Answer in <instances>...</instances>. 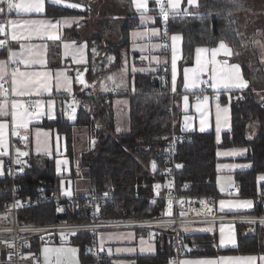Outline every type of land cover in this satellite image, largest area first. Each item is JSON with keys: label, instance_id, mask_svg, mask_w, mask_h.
<instances>
[{"label": "trees", "instance_id": "obj_1", "mask_svg": "<svg viewBox=\"0 0 264 264\" xmlns=\"http://www.w3.org/2000/svg\"><path fill=\"white\" fill-rule=\"evenodd\" d=\"M82 3L85 11L47 4L46 15L88 16L91 22L88 45V77L96 79L106 71L122 65L124 55H129V31L138 25L137 13L130 0H120L125 6L122 23L108 26L106 19L109 0H71ZM92 1V2H91ZM108 1V2H107ZM186 1V0H184ZM258 0H198L199 7H184L189 11L170 13L167 21L168 35L178 33L182 36L183 63H192L194 49L198 46L213 47L223 40L233 50V61L240 63L242 72L249 84L245 90L232 91L229 99L225 93L219 96L221 103L231 104V130L223 135V142L217 145L214 132H193L177 146L174 161L181 164L180 169L168 168L163 163V152L169 144L174 131L179 130L180 109L173 102L169 87L168 71L159 69L154 74L129 72L132 89L118 92L129 99L128 129L117 132L110 93L92 95L78 92L75 97L81 101L73 120L60 111L54 121L43 125L55 128L65 135L67 153L73 154L75 127H84L92 137V147L80 152L78 168L72 164V174L84 173L89 181L90 193L85 197H73L80 202L94 195L108 193L101 217L105 220L145 219L162 215L163 201L154 205L149 203L151 186L155 181H172L178 195L220 197L216 188V149L218 147L244 146L249 149L246 159L251 162L249 170L237 172V196L253 198L254 209L239 214L246 216L262 215V200L257 194L256 176L264 173V101L260 93L264 89V69L252 47V37L258 29L264 14L256 4ZM149 11L157 13L153 4ZM121 7V5H120ZM102 17L94 25V9ZM122 8V7H121ZM262 11V10H261ZM162 17L158 23L162 27ZM105 19V20H104ZM260 20V21H258ZM163 28V27H162ZM80 26L64 30V38L81 40ZM115 32V39L107 38L108 32ZM94 47L97 54H94ZM167 50V47H166ZM112 55L114 60L109 67L103 60ZM123 62V61H122ZM137 64V61H134ZM196 95V94H195ZM242 97L240 99L239 97ZM110 98L109 102L105 99ZM260 127L256 134L247 138V128L253 121ZM28 165L21 175L12 180L7 174L0 179V206L11 195L13 185L23 200H38L48 197L50 192L59 194V177L55 175L54 155L30 153ZM155 161L157 168L151 167ZM84 171V172H83ZM61 205L64 204L60 201ZM59 200L46 198L37 205L27 206L17 214L19 224H52L60 221L82 222L87 220L83 208H64L58 211ZM235 247L215 246V233H191L183 238L190 256L246 255L264 254V224L261 222H237ZM90 236L84 234L72 240L75 245L89 242ZM171 240L163 237L155 255L138 256L139 264H171ZM82 264V263H81Z\"/></svg>", "mask_w": 264, "mask_h": 264}, {"label": "crops", "instance_id": "obj_2", "mask_svg": "<svg viewBox=\"0 0 264 264\" xmlns=\"http://www.w3.org/2000/svg\"><path fill=\"white\" fill-rule=\"evenodd\" d=\"M145 3V9L137 10L134 0H130L134 12L137 13L138 25L129 31V55L126 57L128 83H129V72L131 73H146L154 74L159 69L168 71L169 75V87L173 96V102L180 109L181 117L179 120L180 129L187 133L197 132H214L215 141L217 145L222 144L223 135L231 130V104L230 101L227 103H221L219 96L221 93H225L229 99V94L232 91H242L244 89L237 88H226L221 83L217 88L210 86V91L205 93L201 98L193 100V96L198 94L203 89L205 84L211 85L213 83V68H215L216 75L219 78L221 74L227 76L229 74L230 66L233 64L239 65L241 73L242 68L240 63L233 61L232 55H225L223 51L218 52L216 60L220 63L213 65L208 63L207 68L200 74L199 83L196 86L185 87V72L186 68H195L196 65V49L205 48L208 51L201 53L202 60L211 61L212 53L211 49L218 48V42L213 47L198 46L194 49L192 63H183L182 53V36L178 33H173L168 36L167 43L163 39V29L158 23V16L161 15V7L168 8V0H143ZM153 4V7L157 10V13L149 11V4ZM193 7L187 4V0H181V6ZM47 4L57 5L74 9L80 12L85 11V6L82 3L74 2L71 0H44V10L42 12H17L15 9L7 10L0 13V20L2 21H19L21 26H18L15 35L18 39L13 40V27L8 25V32L6 38H0L3 41V46H0V61H5L8 64L9 75L5 78L4 86L6 94L0 92V103H6L7 112L6 116H0V123L5 125L3 129L4 145L0 146V179L6 175V160L14 155L20 156L19 152L26 153L27 155L20 157H27L30 153L54 155V169L55 175L59 177V194L63 198L70 197H85L84 194L76 193V179L77 177H84V173L78 172L72 174L71 166L78 168V164L74 161V155L71 156L67 153L66 138L65 135L59 133L55 128H50L43 123L45 121H54L60 111L64 112V116L72 120L75 118L78 108L75 107L77 98L75 97L78 92L91 93L92 95H98L103 93H110L112 90L121 92L117 87H112L106 91L102 90L103 75L96 79L88 77V45L86 37L81 35V32L85 30L82 25L88 18L84 15L80 16H58L48 17L46 15ZM71 5H80V7H71ZM151 17V19H148ZM48 21L49 25L45 26L39 35L30 33L25 27H23L24 21ZM59 22V23H57ZM98 20L95 21V23ZM81 26L80 38L81 40H68L64 38V30L70 29L73 26ZM156 30L155 33L153 30ZM133 33H139L140 35L134 36ZM178 35L179 40L175 41V55H176V79L175 85L173 83V68H172V57H173V41L171 37ZM252 47L264 69V31L258 29L251 41ZM67 45V47H65ZM233 53L232 48L226 44ZM167 47V50H166ZM10 53H16L17 55L10 61ZM31 53V57H30ZM34 58L38 63L25 65L20 63L22 59ZM113 59V58H112ZM79 61V63H78ZM134 61L138 63L135 64ZM227 62L226 64L224 62ZM107 67V66H105ZM19 69L21 72H40L48 73L50 81V91L42 92L37 95L35 90L29 89L28 95H15L12 92V77L10 73L14 69ZM57 73H60L59 84L57 86ZM79 74V75H78ZM191 77V73H189ZM42 78V77H41ZM243 78H246L243 75ZM18 79H26V77H18ZM83 80L84 83L80 81ZM248 82V80H246ZM3 82V81H0ZM189 85L192 81L189 79ZM249 84V82H248ZM175 86V90L173 87ZM128 88L132 89V83L128 84ZM260 98L264 101V89L259 94ZM121 96V95H120ZM111 99L113 102L115 97ZM207 97V99H205ZM128 99V98H127ZM17 101L18 106L15 111L17 118L15 124H13L12 115L13 112L12 102ZM40 101V105L37 106L36 102ZM48 101H52V108L49 110ZM121 102H118V106ZM34 104V109L30 110V105ZM77 105V104H76ZM125 105V102H124ZM129 111V99L126 103ZM219 105V119H218V106ZM114 123L116 129L115 120V109L114 105ZM74 107V109H69ZM224 109H227L225 112ZM75 112V113H74ZM72 117V118H71ZM203 122L204 130L201 131ZM264 125V122L261 123ZM219 127V132L217 128ZM260 127L258 121H253L247 128V138L251 139ZM15 131V135L13 132ZM76 131H78L76 134ZM81 131H84L86 136V144L84 147L78 150H87L92 147V137L89 134V130L84 127H75L73 143V153L75 144L78 145L79 140L82 139ZM118 132V131H117ZM38 147L40 151H37ZM236 150L235 155H222L225 152H231ZM240 150H243L242 152ZM249 155V149L244 146H228L218 147L216 149L217 163L215 167L216 171V188L220 194V197L215 199V206L219 213L222 214H243L250 212L254 209L255 200L253 198H240L237 196V192H233L234 188H237V181L235 174L237 172L249 170L252 167L246 157ZM264 173H259L256 176L257 183V194L262 200V215L253 217L264 218ZM70 193V195L66 194ZM221 201H225L222 206ZM251 201L252 207H244L241 202ZM182 231L186 233V236L191 233H208L213 235L215 233L216 241L215 246L219 248L235 247L237 243L236 237V225L235 223H206L201 225H187L183 226ZM105 232L100 234L99 241L103 245L104 249L106 246L111 245L112 253L109 254L114 262L125 263L133 260H137L138 256H149L155 255L160 246V242H150L140 232L134 230H117L111 231L109 234ZM228 241L234 239L235 243H221V239ZM116 252L114 253V249ZM152 248L150 251L146 249ZM145 249V250H144ZM188 251V248H186ZM188 253V252H187ZM264 254H246V255H216V256H190L186 254L178 264H198L200 261L212 260L216 264H247L243 259L249 256H255L259 258ZM221 258H229L222 260ZM253 264H264L257 259Z\"/></svg>", "mask_w": 264, "mask_h": 264}, {"label": "built area", "instance_id": "obj_3", "mask_svg": "<svg viewBox=\"0 0 264 264\" xmlns=\"http://www.w3.org/2000/svg\"><path fill=\"white\" fill-rule=\"evenodd\" d=\"M167 19L162 17L163 39L167 43ZM0 26L5 28L0 32V38H6L8 27L5 21L0 20ZM7 86L5 81L0 82ZM210 89L209 84L203 86L200 93L193 96V100L201 98ZM112 94L117 95V90H112ZM242 99V97H239ZM110 98L105 101L109 102ZM77 104V105H76ZM75 107L81 105L77 99ZM34 104L30 105V110L34 109ZM69 109H74L70 107ZM187 139V133L180 128L172 132L169 144L163 152V163L171 169H180L181 164L174 161L176 149L179 144ZM19 159L21 162L16 163ZM28 165L26 157L10 156L6 160V174L16 180L22 170ZM179 165V167H177ZM159 185L157 188L156 186ZM152 194L149 203L154 205L158 200L163 201L162 215L145 219H121L105 220L101 217L105 203L110 195L103 193L86 198L80 202L73 197L63 198L60 194L50 192L48 197L38 200H23L20 198L18 188L13 185L11 195L8 200L0 206V264H41V247L43 245L58 244L61 246H75L77 248L79 264H139L137 260L119 263L114 262L105 251L99 241V235L104 230H134L140 232L150 242H159L163 237L171 240V264H178L187 254V249L183 244L186 233L182 231L183 226L201 225L206 223H237V222H260L262 217H253L239 214L219 213L214 204L215 199L208 196L178 195L175 193L173 183L155 181L151 186ZM233 192H237L234 188ZM57 198L59 200L58 209L72 208L86 212L87 220L82 222L60 221L52 224H19L17 214L20 210L30 205H37L46 198ZM63 201L64 204L61 205ZM19 204V207L16 205ZM87 234L90 241L80 245L72 243L74 238ZM61 249V247H60ZM62 264H70L63 252H53L51 264H56L57 258Z\"/></svg>", "mask_w": 264, "mask_h": 264}, {"label": "snow or ice", "instance_id": "obj_4", "mask_svg": "<svg viewBox=\"0 0 264 264\" xmlns=\"http://www.w3.org/2000/svg\"><path fill=\"white\" fill-rule=\"evenodd\" d=\"M57 2L59 3L60 0H57ZM157 2L159 3L160 0H157ZM236 0H233V3H235ZM134 3L136 4V8L137 10H142L145 9V3L143 2V0H134ZM187 4L189 6H193V7H199L198 5V0H187ZM7 8V10H13L15 9L17 12H42L44 10V0H0V13L5 12V7ZM71 7H80V5H71ZM178 11H184L187 12L189 11L188 8H182L181 6V0H168V8L165 9L164 7H161V14L165 17V19H167V16L170 13H176ZM148 19H151V17H148ZM8 25H11L13 27V35H12V39L16 40L18 39L17 35H15V31L17 29L18 26H21V22L19 21H14V20H9L6 22ZM59 23V22H57ZM50 22L48 21H24L23 22V27H25L27 30H29L30 33H35L37 35H39L41 33V30L49 25ZM5 28L3 26H0V32H4ZM155 29L153 30V32L155 33ZM134 36L136 35H140L139 33H133ZM173 43V57H172V68H173V83L175 85V79H176V55H175V41L179 40L180 37L178 35H173L171 37ZM4 42L0 41V46H3ZM65 47H67V45H65ZM208 51L205 48H197L196 49V67L195 68H191L188 69L186 68L184 70L185 72V87H189V86H196L199 83H202V81L200 80V74L202 72H204L207 68L208 63H211L213 65H216L218 63H220L219 61L216 60V56L218 54V52L223 51V53L225 55H232L233 53L231 52V49L226 45V43L221 40L219 43V47L218 48H213L211 49V53H212V58L211 61L208 60H202L201 58V53ZM17 54L16 53H10L9 56V60L11 61ZM30 57H31V53H30ZM39 61H37L34 58H29V59H22L20 61V63H23L25 65H29V64H35L38 63ZM79 63V61H78ZM225 64L227 63L226 61L224 62ZM189 73H191V77H189ZM9 75L8 72V64L5 61H0V81H5V78ZM11 77H12V92L15 95H19V96H23V95H28L29 94V89L35 90L37 95H40L42 92H48L50 91V81L48 78V73H40V72H21L18 68L12 70V72L10 73ZM61 74L57 73V86L60 87L61 85L59 84V76ZM79 75V74H78ZM18 77H26V79H18ZM42 77V78H41ZM109 79H113L112 77H109ZM189 79H191L192 83L191 85H189L188 81ZM212 80L213 83L210 85L213 88H217L218 86H220V84L222 83L224 87L226 88H237V89H244L248 86V82L243 78V75L241 73L240 70V66L233 64L230 66L229 69V74L225 77L223 76V74L220 75V77L218 78L216 75V71L215 68H213V76H212ZM81 83H84L83 80L80 81ZM123 83V82H122ZM121 85H116V87H120ZM173 90H175V86L173 87ZM6 89H4V84L0 83V92H4L6 94ZM205 99H207V97H205ZM37 106L40 105V101L36 102ZM52 101H48V108L49 110H51L52 108ZM22 105H18L17 101H13L12 102V108H13V112L11 113L12 115V120H13V124H15L16 122V118H17V113L15 111V109ZM218 107V119H219V105ZM6 109V103H0V116H6L7 112L5 111ZM224 111L226 112L227 109H224ZM5 128V125L3 123H0V146H3L5 141H4V136H3V129ZM204 130L203 127V122H202V127H201V131ZM217 131L219 132V127L217 128ZM15 131L13 132V135H15ZM18 153L20 156H24L27 155L26 153L23 152H19V149H17ZM37 151H40V148L38 147ZM241 152L243 150H240ZM237 154L236 150H233L231 152H225L222 153V155H235ZM21 161L19 159L16 160V163H20ZM0 167H2V162H0ZM153 167L155 168V164H153ZM177 167H179V165H177ZM261 179H264V177H261ZM157 188L159 187V185L156 186ZM68 195H70V193H66ZM221 205L223 206L225 204V201H221L220 202ZM243 204L244 207H252V202L251 201H244L241 202ZM17 207H19V204L16 205ZM61 209H58V211H60ZM262 224H264V218L261 219L260 221ZM221 243H235L234 239H229L228 241H225L223 238L221 239ZM45 252L48 251H53L56 253H61V252H72L74 253L76 251V249H45ZM46 261L48 260V258H45ZM222 260L224 259H229V258H221ZM237 259H243L247 262V264H253V262H255L257 259H259L261 262H264V255H261L259 258L255 257V256H249V257H244V258H237ZM56 264H62L60 258L58 257L56 260ZM198 264H216L215 261L212 260H205V261H200L198 262Z\"/></svg>", "mask_w": 264, "mask_h": 264}, {"label": "rangeland", "instance_id": "obj_5", "mask_svg": "<svg viewBox=\"0 0 264 264\" xmlns=\"http://www.w3.org/2000/svg\"><path fill=\"white\" fill-rule=\"evenodd\" d=\"M96 0H94L95 2ZM105 3V0H103ZM92 2V1H91ZM108 2V1H107ZM256 4L259 6L260 10L258 11V13L260 14H264V0H258V2L256 1ZM121 5V7H120ZM125 6L123 5V3H121L120 0H109L108 4H107V16L108 19H106V22L108 23V26L111 24H116L117 26H119L122 23V18L124 17L123 15V10H124ZM262 10V11H261ZM96 8L94 9V25L96 24L95 21L102 19V17H98L97 13H96ZM264 17V16H263ZM105 20V19H104ZM260 21V20H258ZM91 22L93 21H84V25H82V27L85 29L83 30V32H81L82 36H85L86 38H88V36H90V32H91ZM91 23V24H90ZM80 26V25H79ZM112 26V25H111ZM259 26L260 28L264 31V18H261V21L259 22ZM81 28V26H80ZM115 32H108L107 38L114 40L115 38ZM94 54H97V51L94 47ZM112 55H108L102 62H103V66H107L109 67L111 65V63L113 62L114 58ZM123 61V62H122ZM121 63L122 65L116 69L110 70V71H106L104 73V77H103V81L101 82L102 86V90L106 91L107 89H111L113 86L116 87V85H121L120 87H117L118 89H120L121 92H125L128 89V75H127V70L124 68L126 66V55H124V59H122ZM127 67V66H126ZM109 77H112L113 79H109ZM123 82V83H122ZM206 85V84H205ZM210 86V85H209ZM211 89H209L208 91H210ZM128 99L126 96L121 95L120 97H115L113 100V105L115 106V120H116V131L118 132H124L127 131L128 129V108H127V103ZM118 102H121L118 106L116 105ZM125 102V105H124ZM75 113V112H74ZM72 118V117H71ZM74 119V118H73ZM72 119V120H73ZM78 131H76V134ZM82 135V139L79 140L78 145L75 144V148L74 149V161L76 164L79 163V154L81 150H78L79 148L84 147V145L86 144V136H84V131H81ZM83 149V148H82ZM84 172V171H83ZM83 192V193H82ZM76 193L77 194H84V195H88L90 193V188H89V181L87 180L86 177H77L76 179ZM111 231L115 232L114 230H104L101 231L102 234H104L105 232H108L107 234H109ZM100 237V235H99ZM61 249H76V251L74 253L72 252H63L65 254L66 260L70 263V264H79L78 262V255H77V248L75 246H61L58 244H50V245H43L41 247V264H51L50 260L51 257L53 255V251H48L45 252V249H57L60 248ZM152 248L149 249H144L145 251H150ZM105 251L110 254L112 253L111 250V245H107L105 248ZM116 252V248L114 249V253ZM48 258V260L46 261L45 258Z\"/></svg>", "mask_w": 264, "mask_h": 264}, {"label": "water", "instance_id": "obj_6", "mask_svg": "<svg viewBox=\"0 0 264 264\" xmlns=\"http://www.w3.org/2000/svg\"><path fill=\"white\" fill-rule=\"evenodd\" d=\"M153 164H155V168L153 167ZM151 167H153L154 170L157 168L155 161L151 162Z\"/></svg>", "mask_w": 264, "mask_h": 264}]
</instances>
